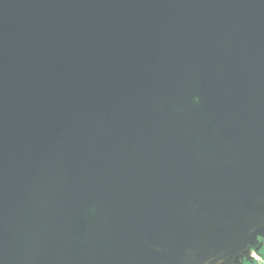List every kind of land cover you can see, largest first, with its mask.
Instances as JSON below:
<instances>
[{"label":"water","instance_id":"obj_1","mask_svg":"<svg viewBox=\"0 0 264 264\" xmlns=\"http://www.w3.org/2000/svg\"><path fill=\"white\" fill-rule=\"evenodd\" d=\"M262 248L264 0H0V264Z\"/></svg>","mask_w":264,"mask_h":264},{"label":"rangeland","instance_id":"obj_2","mask_svg":"<svg viewBox=\"0 0 264 264\" xmlns=\"http://www.w3.org/2000/svg\"><path fill=\"white\" fill-rule=\"evenodd\" d=\"M264 255V249L261 252ZM253 256L260 262V264H264V256H259L258 254L254 253Z\"/></svg>","mask_w":264,"mask_h":264},{"label":"flooded vegetation","instance_id":"obj_3","mask_svg":"<svg viewBox=\"0 0 264 264\" xmlns=\"http://www.w3.org/2000/svg\"><path fill=\"white\" fill-rule=\"evenodd\" d=\"M262 250H263V248L261 249L260 252H262ZM254 253H255V251L251 253L250 260H247L244 264H254V261H253V254Z\"/></svg>","mask_w":264,"mask_h":264}]
</instances>
